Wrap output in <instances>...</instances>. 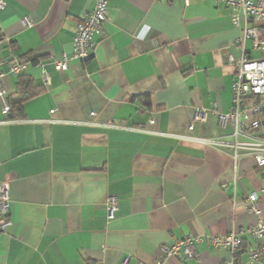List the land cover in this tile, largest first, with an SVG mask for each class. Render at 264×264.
Returning a JSON list of instances; mask_svg holds the SVG:
<instances>
[{"label":"crops","instance_id":"0c3cea01","mask_svg":"<svg viewBox=\"0 0 264 264\" xmlns=\"http://www.w3.org/2000/svg\"><path fill=\"white\" fill-rule=\"evenodd\" d=\"M3 1L6 97L16 93L20 75L45 90L20 114L4 113L0 101V182L9 184L12 222L0 235V264H156L163 245L189 235L204 237L199 261L166 264H219L228 252L207 239L255 224L244 204L252 191L260 194L264 222L263 168L243 155L234 165L231 149L196 141L233 139L210 113L230 108L226 54L241 51L228 7L109 0L88 58L59 73L53 61L72 54L76 23L95 0ZM27 54L38 61L19 76L9 73L8 62ZM140 97H149V107ZM197 109L207 111L204 120L193 121ZM110 195L118 200L112 219ZM241 237L236 261L264 264V257L249 263L253 241L247 232Z\"/></svg>","mask_w":264,"mask_h":264},{"label":"built area","instance_id":"2783aa9c","mask_svg":"<svg viewBox=\"0 0 264 264\" xmlns=\"http://www.w3.org/2000/svg\"><path fill=\"white\" fill-rule=\"evenodd\" d=\"M216 4H223L230 9L231 24L240 29V34L235 39V44L241 46L238 57L232 53L226 54V62L233 67V82L231 105L226 112L210 111L217 117L222 128H230L233 139H196L204 145H213L231 149V159L236 164L238 158L251 157L257 168H264V2L253 0H214ZM4 1L0 0V9ZM109 0H95L92 11L82 16L76 23L72 38L73 52L71 55L62 53L59 59H54V69L65 72L73 59L85 60L93 50L96 39L102 36L104 23L108 20ZM30 25L29 20L24 21ZM249 43V47L247 46ZM255 49L261 52V58H252L248 51ZM30 61L14 59L8 62L9 73L19 76L24 72ZM43 81L49 84V75L42 69ZM4 73L0 72V101L2 111L8 113L11 107L6 102V90L2 79ZM207 111L197 109L193 121H202L207 116ZM234 175L233 183L236 180ZM226 188V185H224ZM9 184L0 182V235L5 233L11 225L9 218ZM246 213L257 218L255 224L247 229L230 231L223 235L209 236L207 241L215 248L228 252V256L219 264H239L235 255L240 250L243 240L241 235L247 232L252 238V244L247 246L246 253L249 263L259 262L264 257V222L260 207V194L252 191L245 196ZM107 217L112 219L118 210V200L114 195L106 199L105 204ZM204 237L189 235L172 243L162 246L161 256L156 264H166L168 258L178 261L195 259L199 261L197 246Z\"/></svg>","mask_w":264,"mask_h":264},{"label":"trees","instance_id":"16d2710c","mask_svg":"<svg viewBox=\"0 0 264 264\" xmlns=\"http://www.w3.org/2000/svg\"><path fill=\"white\" fill-rule=\"evenodd\" d=\"M22 59L28 60L34 64L38 61V58L30 54L22 56ZM44 90V87L35 86L27 77H25L24 75H20L18 77L16 93L12 96L7 97L6 102L11 107L12 112L14 110L20 114L23 103L34 97L39 96L41 93L44 92ZM139 100H142V103L145 106L149 107V97H140Z\"/></svg>","mask_w":264,"mask_h":264}]
</instances>
